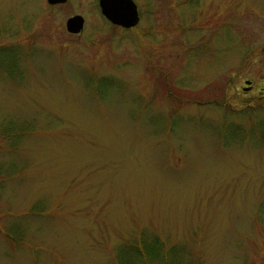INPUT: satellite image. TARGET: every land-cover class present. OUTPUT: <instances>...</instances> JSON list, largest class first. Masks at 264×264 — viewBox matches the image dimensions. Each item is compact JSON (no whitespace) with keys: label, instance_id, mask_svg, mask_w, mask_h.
Masks as SVG:
<instances>
[{"label":"rangeland","instance_id":"374dc122","mask_svg":"<svg viewBox=\"0 0 264 264\" xmlns=\"http://www.w3.org/2000/svg\"><path fill=\"white\" fill-rule=\"evenodd\" d=\"M134 1L0 0V264H264V0Z\"/></svg>","mask_w":264,"mask_h":264},{"label":"water","instance_id":"95a60500","mask_svg":"<svg viewBox=\"0 0 264 264\" xmlns=\"http://www.w3.org/2000/svg\"><path fill=\"white\" fill-rule=\"evenodd\" d=\"M49 4L63 3L66 0H46ZM101 14L111 23L123 28H131L139 21V13L134 0H98ZM84 18L80 14H73L65 21L66 30L79 33L83 29ZM250 84V80H245ZM249 87H246L247 89Z\"/></svg>","mask_w":264,"mask_h":264},{"label":"trees","instance_id":"16d2710c","mask_svg":"<svg viewBox=\"0 0 264 264\" xmlns=\"http://www.w3.org/2000/svg\"><path fill=\"white\" fill-rule=\"evenodd\" d=\"M5 136H2V138H4ZM9 235V234H8ZM10 236V235H9ZM135 242H130V254L128 255V248L126 249V253L130 259V261L133 264V259L135 257L136 261H140V263H136V264H147V261L150 260H156L157 262L162 264H165L168 260V254L166 252L161 251V247H159L157 244H151L153 242H150L148 237L145 235H140L139 238L135 239ZM156 243V242H155ZM126 253L122 254L125 255L126 257ZM127 257V258H128ZM128 263V262H127ZM120 264H126L125 262H120Z\"/></svg>","mask_w":264,"mask_h":264}]
</instances>
